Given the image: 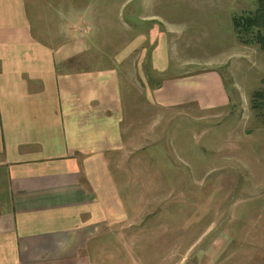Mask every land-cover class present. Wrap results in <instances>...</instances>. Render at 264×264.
I'll use <instances>...</instances> for the list:
<instances>
[{
	"label": "rangeland",
	"instance_id": "1",
	"mask_svg": "<svg viewBox=\"0 0 264 264\" xmlns=\"http://www.w3.org/2000/svg\"><path fill=\"white\" fill-rule=\"evenodd\" d=\"M127 1L105 3L117 7ZM131 2L134 12L126 8L113 19L101 13L97 28L84 26L82 59L68 66L113 71L119 83L123 123L114 129L111 160L121 168L115 176L128 206L122 224L121 213L115 216L116 244L130 250L124 260L131 264H235L242 259L237 249L243 251L249 239L242 231L251 227V189L257 182L264 186V98L256 100L257 108L252 101L254 92L264 94V51L242 42L233 17L254 13L260 2L146 0L144 12L138 11L139 0ZM161 48L178 70L173 76L153 66ZM206 71L222 76L225 107L160 108L149 100L144 105V89L149 94L166 79ZM238 152L244 157L235 158ZM235 159L245 173H236ZM221 162L226 173L214 172ZM252 165L259 172L252 174ZM235 197L242 200L236 204ZM123 228L129 236L122 235Z\"/></svg>",
	"mask_w": 264,
	"mask_h": 264
},
{
	"label": "crops",
	"instance_id": "2",
	"mask_svg": "<svg viewBox=\"0 0 264 264\" xmlns=\"http://www.w3.org/2000/svg\"><path fill=\"white\" fill-rule=\"evenodd\" d=\"M107 1L0 0V264H131L124 260L130 250L115 240V216L121 213L122 224L128 206L115 176L121 168L111 160L114 129L123 123L119 83L106 69H68L82 59L85 25L97 28L101 13L113 19L135 11L131 0L117 7ZM138 3L144 12L146 0ZM162 54L156 49L153 66L173 76L178 70ZM224 87L220 74L206 71L166 79L149 94L144 89L142 99L160 108H222ZM239 162L235 171L243 174ZM214 167L228 169L225 162ZM255 186L251 227L242 231L249 239L235 264H264V186Z\"/></svg>",
	"mask_w": 264,
	"mask_h": 264
},
{
	"label": "trees",
	"instance_id": "3",
	"mask_svg": "<svg viewBox=\"0 0 264 264\" xmlns=\"http://www.w3.org/2000/svg\"><path fill=\"white\" fill-rule=\"evenodd\" d=\"M258 7L254 13H244L233 17V28L242 42L245 44H257L264 51V0H259ZM249 36L250 40H244L243 36ZM264 94L261 91H256L252 95L254 107L257 108L256 100H260Z\"/></svg>",
	"mask_w": 264,
	"mask_h": 264
}]
</instances>
